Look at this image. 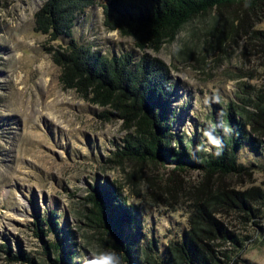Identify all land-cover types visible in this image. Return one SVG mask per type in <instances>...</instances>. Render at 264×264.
Returning a JSON list of instances; mask_svg holds the SVG:
<instances>
[{
	"label": "rangeland",
	"instance_id": "rangeland-1",
	"mask_svg": "<svg viewBox=\"0 0 264 264\" xmlns=\"http://www.w3.org/2000/svg\"><path fill=\"white\" fill-rule=\"evenodd\" d=\"M46 1L0 0V264H62L71 255L73 263L104 264L107 254L128 264L87 200L107 184L134 206L137 222L125 237L141 261L146 254L163 258L200 209L208 214L200 228L209 244L220 243L222 231L236 234L244 246L236 248L235 263L264 264V137L256 151L245 146L237 153L239 173L224 176L124 155L135 128L60 83L47 50L68 40L53 42L35 30ZM105 3L78 14L73 37L102 55L130 53L138 61L148 54L168 65L175 87L169 104L177 113L172 148L181 149L180 137L188 144L216 121L222 125L229 105L254 114L264 108V5L212 10L160 51L141 52L131 38L104 27ZM226 193L232 206L223 203ZM22 254L31 262L15 258Z\"/></svg>",
	"mask_w": 264,
	"mask_h": 264
},
{
	"label": "trees",
	"instance_id": "trees-1",
	"mask_svg": "<svg viewBox=\"0 0 264 264\" xmlns=\"http://www.w3.org/2000/svg\"><path fill=\"white\" fill-rule=\"evenodd\" d=\"M96 4L97 0H47L35 14L36 32L53 42L61 38L68 40L65 46L47 50L61 71L60 83L91 104L111 109L126 126L135 128V135L125 140L124 155L163 164L175 163L181 171L195 168L209 176L239 173L243 167L238 163L237 153L245 146L256 151L263 144L264 108L257 106L254 114L229 105L222 112L225 121L222 125L216 121L213 130L188 138V144H183L186 137H180L181 149L172 148L174 134L171 131L177 113L169 104L175 87L168 65L148 54H143L138 61L130 53L102 55L74 39L78 14ZM235 5L258 8L264 5V0H106L102 6L103 25L109 31L131 38L141 52H158L195 19L212 10ZM204 136L210 151L204 147L201 139ZM93 190L87 199L93 206V218L98 227L113 237L128 264H233L239 253L236 248L244 246L239 236L227 231H222L220 237L224 242L209 244L200 228L201 220L208 214L197 209L191 219V229L181 241L168 245L163 258L146 254L141 261L136 256L133 239L125 237L126 228L137 222L134 206L128 205L109 184L98 185ZM222 200L226 205H233L230 194L226 193ZM251 212L255 211L251 209ZM58 225L57 221L52 222V228L59 231ZM225 241L232 247L225 249ZM7 253L11 257V252ZM18 257L31 262L23 254L15 256ZM74 257H63L62 264H82L73 263Z\"/></svg>",
	"mask_w": 264,
	"mask_h": 264
},
{
	"label": "clouds",
	"instance_id": "clouds-1",
	"mask_svg": "<svg viewBox=\"0 0 264 264\" xmlns=\"http://www.w3.org/2000/svg\"><path fill=\"white\" fill-rule=\"evenodd\" d=\"M215 143V141H213ZM94 264H98V262H94ZM104 264H120L119 258L114 254H107L104 258Z\"/></svg>",
	"mask_w": 264,
	"mask_h": 264
},
{
	"label": "water",
	"instance_id": "water-1",
	"mask_svg": "<svg viewBox=\"0 0 264 264\" xmlns=\"http://www.w3.org/2000/svg\"><path fill=\"white\" fill-rule=\"evenodd\" d=\"M107 232V230H105ZM108 233V232H107ZM109 234V233H108ZM112 237V236H111ZM113 238V237H112ZM115 242V241H114ZM116 244V243H115Z\"/></svg>",
	"mask_w": 264,
	"mask_h": 264
}]
</instances>
